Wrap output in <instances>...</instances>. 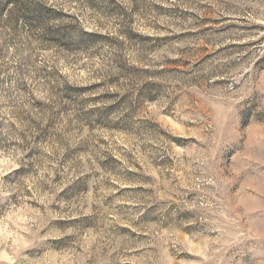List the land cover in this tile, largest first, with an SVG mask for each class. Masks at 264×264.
I'll return each mask as SVG.
<instances>
[{"label":"rangeland","instance_id":"1","mask_svg":"<svg viewBox=\"0 0 264 264\" xmlns=\"http://www.w3.org/2000/svg\"><path fill=\"white\" fill-rule=\"evenodd\" d=\"M0 264H264V0H0Z\"/></svg>","mask_w":264,"mask_h":264}]
</instances>
